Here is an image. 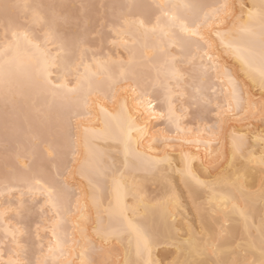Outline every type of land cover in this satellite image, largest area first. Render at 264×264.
<instances>
[{"label":"snow or ice","instance_id":"snow-or-ice-1","mask_svg":"<svg viewBox=\"0 0 264 264\" xmlns=\"http://www.w3.org/2000/svg\"><path fill=\"white\" fill-rule=\"evenodd\" d=\"M0 264H264V0H0Z\"/></svg>","mask_w":264,"mask_h":264},{"label":"rangeland","instance_id":"rangeland-1","mask_svg":"<svg viewBox=\"0 0 264 264\" xmlns=\"http://www.w3.org/2000/svg\"><path fill=\"white\" fill-rule=\"evenodd\" d=\"M69 2L78 3L80 2V0H69ZM87 2L99 4V3H104L105 0H87ZM185 212H187L189 215L191 214V211L188 208L185 209Z\"/></svg>","mask_w":264,"mask_h":264}]
</instances>
